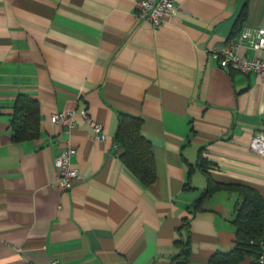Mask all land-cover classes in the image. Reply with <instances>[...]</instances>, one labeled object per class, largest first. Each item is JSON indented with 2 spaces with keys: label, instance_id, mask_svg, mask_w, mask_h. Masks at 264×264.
<instances>
[{
  "label": "crops",
  "instance_id": "crops-1",
  "mask_svg": "<svg viewBox=\"0 0 264 264\" xmlns=\"http://www.w3.org/2000/svg\"><path fill=\"white\" fill-rule=\"evenodd\" d=\"M175 1L156 27L138 0H0V264H210L234 247L238 192L191 212L207 186L199 152L214 179L264 197V157L250 150L264 131V75L221 67L216 54L246 0ZM247 6L238 28L264 27V0ZM20 92L39 101L35 139L12 137ZM64 110L76 111L69 136L51 120ZM84 111L105 140L92 139ZM120 112L143 119L157 172L148 185L120 157ZM67 138L81 175L70 189L53 182Z\"/></svg>",
  "mask_w": 264,
  "mask_h": 264
},
{
  "label": "trees",
  "instance_id": "trees-1",
  "mask_svg": "<svg viewBox=\"0 0 264 264\" xmlns=\"http://www.w3.org/2000/svg\"><path fill=\"white\" fill-rule=\"evenodd\" d=\"M247 1L242 7L233 33L236 35L243 28H238L247 16ZM10 120L12 137L16 141L35 139L40 135V105L37 98L27 92H20L14 102ZM143 119L140 116L120 112L115 140L121 147L120 157L130 171L145 185L156 179V160L151 141L143 134ZM198 165L207 175V186L195 200L191 212L202 209L205 199L220 190L236 191L241 197L235 209L234 247L227 252L218 251L212 255L210 264H241L246 258L250 264H257V259L264 252V197L254 186L244 183L223 182L212 177L208 170V160L199 152ZM194 167L191 166V169ZM184 224L189 223L185 218ZM184 256L189 257V248L184 247Z\"/></svg>",
  "mask_w": 264,
  "mask_h": 264
},
{
  "label": "built area",
  "instance_id": "built-area-1",
  "mask_svg": "<svg viewBox=\"0 0 264 264\" xmlns=\"http://www.w3.org/2000/svg\"><path fill=\"white\" fill-rule=\"evenodd\" d=\"M178 12V5L175 0H138V17L149 20L154 26L162 25L168 18L175 16ZM251 49L256 54L239 52L240 49ZM219 63L224 68H234L244 72L254 71L264 75V27L245 25L239 33L229 36L225 45L216 50ZM75 110L56 111L52 113L51 120L60 123L64 127L67 136L75 121ZM83 117L89 121L92 128L91 137L94 140H105L107 134L101 121L91 118L84 111ZM252 153L264 157V131L256 130L251 143ZM75 149L69 138L66 140V147L55 157L54 163L57 168V176L53 182L59 186L70 189L76 180L80 178L79 169L72 164ZM49 264H60L59 257H53ZM257 264H264V252L257 259Z\"/></svg>",
  "mask_w": 264,
  "mask_h": 264
}]
</instances>
